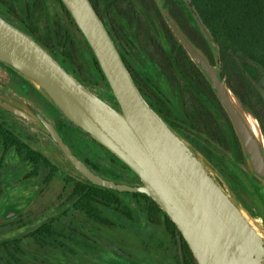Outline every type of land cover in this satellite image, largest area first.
<instances>
[{
	"label": "water",
	"instance_id": "1",
	"mask_svg": "<svg viewBox=\"0 0 264 264\" xmlns=\"http://www.w3.org/2000/svg\"><path fill=\"white\" fill-rule=\"evenodd\" d=\"M185 1L212 43L191 3ZM61 2L90 46L119 108L94 94L20 26L1 16L0 63L29 83L68 122L122 161L139 182L116 181L96 172L74 152L56 124L18 94L0 92V109L51 140L76 179L152 199L175 224L198 264H264V231L220 183L210 162L149 105L91 1ZM166 20L227 112L253 174L264 179V142L235 105L221 77L218 54L216 65L211 66L175 22L168 16ZM19 212L6 211L4 217L9 219Z\"/></svg>",
	"mask_w": 264,
	"mask_h": 264
},
{
	"label": "trees",
	"instance_id": "2",
	"mask_svg": "<svg viewBox=\"0 0 264 264\" xmlns=\"http://www.w3.org/2000/svg\"><path fill=\"white\" fill-rule=\"evenodd\" d=\"M16 1L8 2L12 9L9 13L15 16L17 24L23 31L43 46L82 84L85 86L94 84L105 90V93L108 91L115 100L90 46L61 0H58L59 5L69 20L66 26L50 18L44 0ZM188 1L211 35L212 43H209L185 0H171V18L178 23L184 35L193 44L195 42L190 37V31L198 34V43L194 45H198L211 65H216V54H218L224 83L236 93L238 90L235 84L242 87V102L249 106L260 122L264 134V0ZM17 8L20 10L17 11ZM162 19L170 34V45L163 47L158 38L155 41L160 46L159 51L171 61L167 67V75L172 87L166 88L163 78L160 81L158 77L152 75L151 88L156 93L159 92L157 95L160 100L154 101L155 105L150 104L151 107H155L154 109L175 132L210 161H218L221 158L210 148L209 144L213 142L218 146L227 144L233 153V160L243 162L245 156L227 112L205 75L191 60L183 45L178 42L164 18ZM77 33L83 38V42L78 39ZM175 43L178 44L177 47ZM175 52L179 53L177 57L173 55ZM132 77L135 81L133 74ZM200 89L204 94L208 92L211 95V100L217 107L214 114L204 104L206 100L200 94ZM172 90L177 93L172 96L171 101H168L164 93H171ZM0 113L10 115L1 109ZM66 122L67 125H59L61 135L92 169L116 181L123 182L124 178L133 181L138 179L122 161L101 144L67 120ZM69 128L86 135L109 152L112 158L106 164L91 161L66 135ZM50 142L54 145L51 140ZM0 144L3 147L1 159L6 153H13L22 164L29 166L28 179L39 178L44 174L42 181L46 186L60 172V167L54 164L46 153L32 148L2 119H0ZM68 178L74 183L65 203L69 210L80 212L98 224L116 228L119 224L111 218L110 212L123 216L128 225L129 222L134 221L133 210L142 207L146 222L155 226V230L150 231L148 237L154 249L164 252L175 261V264H198L175 224L148 196L117 193L90 185L70 175ZM120 195L127 200V203L120 199ZM68 209H65V214ZM5 218L2 217L6 220ZM160 226L164 227L165 236L159 234ZM121 228L126 229L127 226L122 225ZM97 252L103 253L102 249L98 251L96 241H92L81 231L58 218H52L30 228L24 235L11 238L0 233V264H72L86 260L88 254L98 256ZM121 254L118 253L123 257ZM130 261H132L131 257H128L125 264Z\"/></svg>",
	"mask_w": 264,
	"mask_h": 264
},
{
	"label": "rangeland",
	"instance_id": "3",
	"mask_svg": "<svg viewBox=\"0 0 264 264\" xmlns=\"http://www.w3.org/2000/svg\"><path fill=\"white\" fill-rule=\"evenodd\" d=\"M29 1L33 2L34 0ZM44 1L49 11L50 18L53 21L62 26L69 24L68 17L60 7L58 0ZM7 3L0 2V4L3 5L1 6V13L4 15V19H7L6 21L19 27L15 16L7 11ZM184 26H186L185 22ZM77 35L78 39L83 42V38L78 33ZM190 37L194 40L193 42L196 44L198 43V34L196 32L190 31ZM194 46L203 53L198 45ZM149 52L152 57H150L152 59L149 61L150 65H152V62L161 63V57L157 54L156 49H149ZM139 56L142 58L141 54H139ZM82 60L83 63H85L83 58ZM142 60L145 61L147 59L142 58ZM147 70L146 67L144 72L146 76H149ZM150 78H152V76H150ZM152 80L155 81L154 79ZM155 83L157 82L155 81ZM86 87L97 96L105 93V90L100 89L94 84ZM235 88H237L238 93L228 87L235 105L243 114L255 134L264 142V134L260 122L253 115L249 106L242 102V87L239 84H235ZM11 90H13L14 93L19 92L27 96L37 107L53 118L58 125H67L64 117L49 105L29 83L15 72H11L8 67L0 64V92H13ZM0 119L8 121L13 125L21 126L24 133L27 134L26 137L23 136L25 142L32 148L46 153L53 163L60 167V172L45 186L42 181L44 174L39 178L28 179L27 174L29 166L27 164H22L13 153H6L1 159L3 147L0 144V233L3 236L12 238L16 235H24L30 228L38 226L52 218H58L81 231L92 241H96L98 251L101 249L103 251V253L100 254L97 252L98 256L88 254L86 260L76 261L72 264H125V261H128V257H131L132 261L130 262L140 264H175V261L169 256H166L164 252L161 250L156 251L154 249L155 247H153L152 243L149 241L148 237L150 231H154L155 226L146 222L142 207H137L133 210L132 214L134 221L129 222L128 225L126 223L127 220H125L123 216L113 211L110 212L111 218L119 224L116 228H109L108 226L98 224L80 212L69 210L65 203L67 196L72 191L74 183L69 180L68 175L74 176L68 171L71 167L61 152L45 135L27 126L21 120L14 119L12 116L5 113H0ZM18 130H20V128ZM18 130L15 128L14 131L19 133ZM66 135L77 144V149L79 148L83 154H86V156L91 159V161L106 164L112 158L109 152L100 145L94 143L81 132L69 128ZM209 146L221 157L218 161H210L203 154L198 152L210 162L216 171L218 180L224 188L241 199L252 222L260 230L264 231V188L261 193L257 192L256 188L252 185L253 183L250 181L251 178L248 176L250 168L245 163L241 164L233 160V153L228 148L227 144L218 146L210 142ZM256 181L260 186L264 187V179H256ZM123 182L133 183L134 181L130 178H124ZM234 186H236L237 189H234ZM120 199L127 203V200L121 195ZM18 209L20 212L16 215L11 214V218H5L6 220L2 219L6 211L16 212ZM65 209H68L67 214L64 213ZM257 217L262 218L261 223L256 221L255 218ZM122 225H126L127 228H121ZM158 232L162 236H165L163 235V226L159 227ZM118 253H122L121 256L123 255V257H120ZM130 262L128 264H130Z\"/></svg>",
	"mask_w": 264,
	"mask_h": 264
},
{
	"label": "flooded vegetation",
	"instance_id": "4",
	"mask_svg": "<svg viewBox=\"0 0 264 264\" xmlns=\"http://www.w3.org/2000/svg\"><path fill=\"white\" fill-rule=\"evenodd\" d=\"M10 1L11 0H0V2H6V3L10 2ZM20 1H22V0H20ZM90 1L92 3L93 7L95 8V10L97 11L99 17L101 18L104 26L108 30L110 36L114 40L126 67L129 69V71L135 77L134 82L137 85L138 89L140 90L141 94L147 100L149 105L154 104V101H157L160 99L158 98L159 96L157 95V93H159V92L157 91V93H156L151 88L152 84L150 83L151 82L150 76L155 75L156 77H158L160 79V81L163 78L164 84H166V88L172 87L170 80L168 79V75H167L168 74L167 73V67L169 65V62H171V61L166 57V55H164L161 51H159L160 46L155 41L156 38H158L159 42L160 43L162 42L163 47L170 45V42H169L170 34L167 31V28H166L162 18H164L168 27L171 29V27L169 26V24L166 20V16L171 18V16H170L171 0H90ZM6 5H7L6 6L7 11H12V9L8 5V3ZM1 6H3V5L0 4V16L2 18H5L4 15L1 13L2 12ZM176 6H178V5H176ZM18 9L19 8H17L16 10H18ZM5 20H7V19H5ZM174 22L178 26V28L182 31V29L178 25V23H176V21H174ZM171 31H172V29H171ZM175 37H176V35H175ZM176 39L178 40L179 43H181L177 37H176ZM177 46H178V44L175 43V47H177ZM149 49H151V50L156 49L157 50V54L159 55V57H161V59H160L161 63L152 62V65H150L149 61L152 60L151 59L152 57L150 54L151 51L149 52ZM139 54L142 55V58H145L147 60H145V61L142 60V58H140ZM173 55L175 57H177L179 55V53L175 52ZM204 56L207 58L206 55H204ZM207 60L210 63L208 58H207ZM211 66H213V65H211ZM146 67L148 69L147 72H148L149 76L145 75L144 69ZM8 90H10V89H8ZM200 90H201L200 94L203 95L205 100H206V101H204V104L211 111V113L214 114L215 113L214 111L217 110V107L212 102L211 95L208 92H207V94L206 93L204 94L202 92V89H200ZM11 91H13V90H11ZM176 93L177 92L172 90L171 93L165 92L164 94L168 98V101H171L173 99L172 96H175ZM16 94H18L20 97L24 98L27 102L31 103L35 108L40 110L50 121H52L56 124L59 132H61L60 126L56 123V121L53 118H51L49 115H47L44 111H42L39 107H37L32 102V100L28 99V97L22 93L18 92ZM98 96L101 99H103L104 101L108 102L110 105H112L116 108H119L117 102L115 100H113V98L109 95L108 91H106V93H102L101 95H98ZM152 108L154 109L155 107H152ZM10 116H12V115H10ZM12 117L14 119L16 118L14 116H12ZM167 118L169 119L168 116H167ZM6 122L13 131L15 130V128L17 130L20 128V130H18L19 133H16L15 131L14 132H15V134H17L20 138H22L24 140L23 136L26 137L27 134L24 133L23 128L21 126L19 127L18 125L17 126L13 125L12 123H10L8 121H6ZM24 124H26V123H24ZM241 148H242V145H241ZM242 151L244 153L245 160L243 162H240V163L241 164L245 163L250 168V173L248 174V176L251 178L250 181H251V183H253L252 185L254 188H256L257 192L261 193V191L264 187L260 186L257 183L256 179H258V180H263V179L259 178L255 174H253L252 169H251L250 164H249V161H248V157L246 156L243 148H242ZM134 182H139V179L135 180ZM234 189H237V187L234 186ZM237 198L243 204L241 199L239 197H237ZM163 235H166V234H163Z\"/></svg>",
	"mask_w": 264,
	"mask_h": 264
},
{
	"label": "bare ground",
	"instance_id": "5",
	"mask_svg": "<svg viewBox=\"0 0 264 264\" xmlns=\"http://www.w3.org/2000/svg\"><path fill=\"white\" fill-rule=\"evenodd\" d=\"M257 222L261 223L262 222V218L261 217H257L255 218Z\"/></svg>",
	"mask_w": 264,
	"mask_h": 264
}]
</instances>
